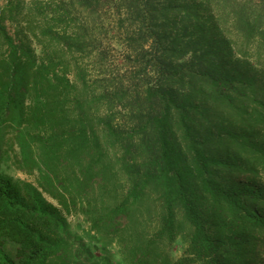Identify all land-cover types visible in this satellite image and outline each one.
<instances>
[{"label": "trees", "instance_id": "16d2710c", "mask_svg": "<svg viewBox=\"0 0 264 264\" xmlns=\"http://www.w3.org/2000/svg\"><path fill=\"white\" fill-rule=\"evenodd\" d=\"M70 1L116 15L123 60L146 81L131 71L87 94L64 60L86 39L64 28L68 8L0 10V264H88L70 214L118 264H264V0ZM5 134L34 182L1 169Z\"/></svg>", "mask_w": 264, "mask_h": 264}, {"label": "rangeland", "instance_id": "374dc122", "mask_svg": "<svg viewBox=\"0 0 264 264\" xmlns=\"http://www.w3.org/2000/svg\"><path fill=\"white\" fill-rule=\"evenodd\" d=\"M15 2L16 0H0V10L7 5L8 2ZM23 5L28 4L29 0H20ZM46 2V1H44ZM56 2L61 3L62 6L69 9L68 15L63 19V26L67 30V32L73 33L76 29L80 30V32L86 37L82 47L85 49L82 53H74V54H66L64 60L66 64L69 63L68 77L70 80L74 81L73 77L74 72V62L77 61L84 68V78L86 87H83L85 93L92 95V93L99 94L102 90L103 83L107 85L109 88H112L113 82L118 80L131 81V77H129V72L133 73V82H135L136 86L142 87L143 84L141 82L146 81L144 73L138 75L137 69L135 67L136 61H127V59L123 60V52L119 45V41L116 37L115 32L113 31V22L116 15H112L110 12L102 9L103 6H99L98 9L94 6H91L87 10H84L77 5L73 8L71 6L70 0H56ZM6 27L11 34H14L16 30V26L14 23L6 22ZM33 47L36 49V52L39 54L38 47L33 43ZM93 53V54H92ZM97 53L100 57L97 59L95 56ZM92 54V56H91ZM94 56V57H93ZM137 74V76H136ZM106 76L107 81L102 82V78ZM135 76L137 78H135ZM148 82H153V79L149 78ZM77 91H82L80 88V84L76 83ZM122 104V103H121ZM117 105H110L114 113L123 112V108H130V106L122 107ZM71 109V108H69ZM93 112H99L102 114L107 110L106 104H101L100 106L94 104L91 106ZM109 109V108H108ZM124 114V113H123ZM9 132V130H7ZM10 143V134H5L4 137V149L7 150L8 159L3 160L1 164V169L11 176L15 181H30L34 182V176H28L25 173L19 171L15 165V153L16 146L13 148H9L8 144ZM68 222L70 225V231L72 233L75 246H76V255L78 258L84 260L88 264H106L108 261L102 260L99 262V259L102 257L105 259V255L109 256L110 264H118L116 257L113 256L116 253L115 247H110L107 251H103L95 246H93L90 242H88L82 232L86 228V225L83 221L81 215L70 214L68 215ZM14 246L9 244L7 246V252L12 255L14 253ZM170 253L174 258H179L184 253V245L182 242L177 239L170 247ZM262 257L264 258V252Z\"/></svg>", "mask_w": 264, "mask_h": 264}]
</instances>
